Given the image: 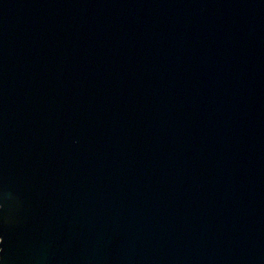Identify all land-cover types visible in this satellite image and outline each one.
Masks as SVG:
<instances>
[{"label":"water","instance_id":"obj_1","mask_svg":"<svg viewBox=\"0 0 264 264\" xmlns=\"http://www.w3.org/2000/svg\"><path fill=\"white\" fill-rule=\"evenodd\" d=\"M0 264H264V0H0Z\"/></svg>","mask_w":264,"mask_h":264}]
</instances>
